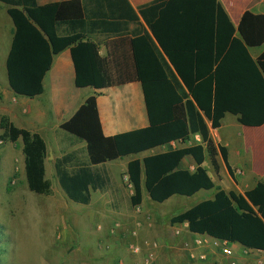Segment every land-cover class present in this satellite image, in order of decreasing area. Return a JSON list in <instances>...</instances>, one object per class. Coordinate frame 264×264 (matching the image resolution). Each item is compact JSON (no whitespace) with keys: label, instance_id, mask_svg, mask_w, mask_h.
<instances>
[{"label":"trees","instance_id":"1","mask_svg":"<svg viewBox=\"0 0 264 264\" xmlns=\"http://www.w3.org/2000/svg\"><path fill=\"white\" fill-rule=\"evenodd\" d=\"M0 3L7 7L14 26L6 70L10 89L18 96L42 95L45 76L56 56L73 44L93 35L100 40L134 37L149 126L105 136L97 98L90 96L60 126L85 143L87 153L85 160L79 151L55 160V173L68 200L89 205L92 193L109 190L108 162L199 135L200 143L128 163L127 175L134 191L131 205L142 204L144 189L156 203L216 189L213 198L173 216L171 224H187L194 235L264 252V182L259 180L245 195L227 192L216 188L204 167L209 159L218 173V155L228 160L227 148L217 147L213 141L210 125L219 129L227 114L247 127L264 125V74L236 35L220 0H156L138 11L128 0ZM179 105L186 109V121L175 117ZM0 129L1 141L23 143L29 190L50 195L44 137L18 127L7 115L0 117ZM188 156L197 164L194 171L180 168Z\"/></svg>","mask_w":264,"mask_h":264},{"label":"rangeland","instance_id":"2","mask_svg":"<svg viewBox=\"0 0 264 264\" xmlns=\"http://www.w3.org/2000/svg\"><path fill=\"white\" fill-rule=\"evenodd\" d=\"M13 28L5 5L0 3V117L7 115L23 128L28 119L19 115V111L27 103L35 106L40 102H29V98L23 96H15L18 102H12L14 97L9 87L6 58ZM43 134L48 144L46 167L47 178L52 182L50 195L29 190L22 141L12 143L0 139V264H141L148 253H154L161 264L230 262L216 250L196 246V237L193 238L184 225L171 224L173 216L212 198L216 189L201 191L192 197L176 195L164 203L152 201L144 191L143 203L138 210L142 213L136 214L126 193L131 188L115 187V182L121 184L117 182L119 169L127 168L132 159L125 157L105 164L111 185L116 188L112 192L116 195L114 201L103 202L99 198L103 192L97 191L92 193L89 205L77 204L68 200L61 189L54 163L61 153L74 151H79L82 160L87 159L86 149L80 147L85 143L60 128ZM205 168L215 183H220L209 160H206ZM220 178H225L224 170L220 172ZM114 206L123 212L131 211L133 218L105 221L103 217L108 215L105 209ZM134 232L137 235L134 236ZM131 245L143 246L142 252L135 254ZM157 245L158 251H154ZM148 247L154 250L149 251Z\"/></svg>","mask_w":264,"mask_h":264},{"label":"crops","instance_id":"3","mask_svg":"<svg viewBox=\"0 0 264 264\" xmlns=\"http://www.w3.org/2000/svg\"><path fill=\"white\" fill-rule=\"evenodd\" d=\"M62 1L67 0H37L39 5ZM128 1L138 11L156 0ZM220 2L236 27V35L246 44L264 74V0H220ZM5 10L7 11L6 6ZM13 30L11 31L12 37ZM10 49L11 45L8 54ZM44 88L45 91L42 95L29 98V102L40 103L35 106L27 103L19 111V115L28 119L27 125L22 127L32 132H38L43 137L44 132H52L54 129L60 128L61 124L68 121L90 96L97 98L105 136L111 137L149 126L132 35L105 40H100L93 35L73 44L56 56L53 66L45 76ZM12 93L14 97L12 102H18L15 97L18 95ZM2 98L1 100H3ZM174 112L177 119L187 120L184 105L177 106ZM230 115H226L219 129H213L209 124L211 137L216 146L227 148L228 160L226 162L219 154L217 157L219 172L217 173L212 166L220 183L216 184L214 177L208 173L216 188L220 187L227 192L245 195L247 191L257 185L259 180L264 182V125L247 127L238 121V117ZM200 142L201 137L194 135L190 141H174L133 156L132 159H143ZM80 147L85 148L84 145ZM63 155L64 153H61L57 158ZM228 167L231 168V172ZM180 168L194 171L197 164L192 157L188 156L183 159ZM119 170L121 171L117 182L121 184L117 185L114 180L115 187L117 189L121 186L131 188L130 192L126 191L130 199L134 191L127 175V168L123 166ZM222 170H224L225 178L221 180L220 172ZM121 174H123V178ZM115 187L111 186V189L103 192L99 198L105 203L114 201L116 195H113L112 192L116 189ZM144 191L146 190H143V195ZM214 195L215 193H213V197ZM141 206L142 204L135 207L136 214L142 213L138 212ZM105 212L108 214L103 217L105 221L109 218H133L131 211L123 212L116 206L113 209H105ZM183 225L185 229H188L187 224ZM192 236L194 238L198 235L192 234ZM231 246L234 257L229 258L228 264H231L232 261L236 264H264V252L250 250L239 244L232 243ZM141 247L143 248V246ZM151 248L148 247L147 250L153 251L154 249ZM245 250H248V255L244 253ZM154 251H158V245Z\"/></svg>","mask_w":264,"mask_h":264},{"label":"built area","instance_id":"4","mask_svg":"<svg viewBox=\"0 0 264 264\" xmlns=\"http://www.w3.org/2000/svg\"><path fill=\"white\" fill-rule=\"evenodd\" d=\"M134 236L137 235V233L134 232ZM195 245L198 247H207L213 250H216L223 254L227 258H233L234 257V251L232 249V243L227 240H220L217 238L210 237L208 235H198L195 238ZM186 246H189L188 243H186ZM130 248L133 250L135 254H139L141 252V247L136 245H131ZM244 253L246 255L249 254L248 250H245ZM143 264H160L157 260L154 253L148 254L144 256ZM231 264H236V262L232 261Z\"/></svg>","mask_w":264,"mask_h":264},{"label":"water","instance_id":"5","mask_svg":"<svg viewBox=\"0 0 264 264\" xmlns=\"http://www.w3.org/2000/svg\"><path fill=\"white\" fill-rule=\"evenodd\" d=\"M51 158H52V156H51Z\"/></svg>","mask_w":264,"mask_h":264}]
</instances>
